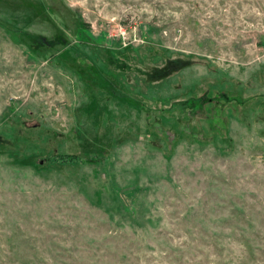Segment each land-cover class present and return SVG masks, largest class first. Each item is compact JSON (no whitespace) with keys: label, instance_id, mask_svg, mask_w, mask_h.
<instances>
[{"label":"rangeland","instance_id":"374dc122","mask_svg":"<svg viewBox=\"0 0 264 264\" xmlns=\"http://www.w3.org/2000/svg\"><path fill=\"white\" fill-rule=\"evenodd\" d=\"M259 236L264 0H0V264H242Z\"/></svg>","mask_w":264,"mask_h":264},{"label":"trees","instance_id":"16d2710c","mask_svg":"<svg viewBox=\"0 0 264 264\" xmlns=\"http://www.w3.org/2000/svg\"><path fill=\"white\" fill-rule=\"evenodd\" d=\"M57 32H58V30H57ZM57 32H55V33L57 34ZM43 41H44V39L42 37H39V36L36 37V39L34 37H32V40H31V42L34 46H36V45L37 46L38 45L39 46H45L46 44L43 43ZM49 43H52V42H49ZM56 43H57V41H56ZM55 44H53V45H55ZM55 46H57V45H55ZM45 50H43V51H45ZM173 66H176V65L174 62H171L166 66L165 70H168ZM98 79L100 81L98 83V86H102V85H104L103 83H108V81H109V79H106L105 77L104 78L99 77ZM101 80H103V81H101ZM107 87H111V85L109 84V86H107ZM115 96H119V99L121 100V102H122V98H128V96L125 95L121 90L120 91L118 90V93L114 92L113 97H115ZM193 102H194L193 98H190L187 100L173 102V104L178 105V108L184 109L186 107H194ZM84 160L86 162H89V161L95 162L96 161V160H91L88 158H86ZM89 203L93 207H97L95 205L96 203L95 204H93L91 202H89ZM116 203H118V205L121 208V212H119L120 213L119 215L127 217V215H126V213H127L128 216H130L129 213L126 211V206L122 202H120L119 199L117 200ZM129 212H134V209L129 210ZM213 245L214 246H212L210 243H207V246L212 248L214 251H220V250L223 251L224 250L221 247H216L215 243ZM240 245L243 246L244 249H246V248L248 249L247 256H244V254L239 255L240 258H244V262H242V264H257L258 262H259L258 264H264V236H259L257 242L254 244L253 247L251 246L250 241H243ZM213 254L214 253H212V255ZM213 256H214V259L211 260V264H231L232 263V257L231 258L227 257L225 261H223V260L221 261V259H219V256H216L215 254ZM92 261L89 259H85V260H83V262L76 263V264H97L96 261H93V263H92ZM1 263H2V260H1ZM19 264H48V262L44 258H32V261H30V262L27 260L21 259V260H19Z\"/></svg>","mask_w":264,"mask_h":264}]
</instances>
